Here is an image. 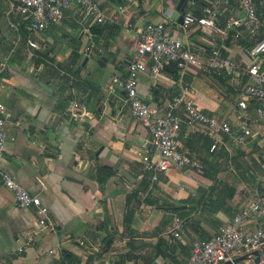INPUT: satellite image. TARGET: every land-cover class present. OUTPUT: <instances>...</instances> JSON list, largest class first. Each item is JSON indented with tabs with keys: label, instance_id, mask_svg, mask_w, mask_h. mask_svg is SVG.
<instances>
[{
	"label": "crops",
	"instance_id": "obj_1",
	"mask_svg": "<svg viewBox=\"0 0 264 264\" xmlns=\"http://www.w3.org/2000/svg\"><path fill=\"white\" fill-rule=\"evenodd\" d=\"M94 1L107 18L103 24L71 4L59 24L30 37L36 50L27 44L25 23L9 15L0 0V103L11 114L0 168L40 198L53 225L25 245L27 232L36 227L34 211L19 208L0 181V264H66L63 253L79 264H184L192 241L210 239L264 194V121L255 120V104L243 112L237 107L248 82L242 70L253 63L248 49L254 39L221 34L225 19L240 15L237 6L220 8L209 31L197 24L183 28L181 21L188 12L203 15L205 0H187L180 7V0ZM254 2L264 21V0ZM156 22L199 59L216 47L240 67L206 76L189 66L183 81L205 114L235 130L243 117L251 137L241 145L226 137L210 152L211 140L183 125L179 150L191 152L202 173L170 169L151 182L141 163L149 133L132 119L123 91L108 84L112 75L126 74L137 44L135 29ZM90 42L93 53L86 55ZM100 57L107 59L104 67ZM179 89L173 68L158 80L148 72L138 76V95L153 107L163 109ZM234 146H240V158L243 147L253 146L258 164L226 165L222 155L232 160ZM168 212L180 218L179 238L170 233Z\"/></svg>",
	"mask_w": 264,
	"mask_h": 264
},
{
	"label": "built area",
	"instance_id": "obj_2",
	"mask_svg": "<svg viewBox=\"0 0 264 264\" xmlns=\"http://www.w3.org/2000/svg\"><path fill=\"white\" fill-rule=\"evenodd\" d=\"M8 4V14L16 15L25 23L27 44L32 49H38L31 36L39 34L52 26L59 24L64 11L71 5L79 7L85 16H91L97 24L106 21L105 14L94 0H4ZM207 5L203 15L194 16L191 13L183 15L182 26L188 28L197 24L201 28L212 31L218 17L219 9L235 4L239 16H229L224 21L221 34L232 33L235 40L254 39L248 49V55L253 63L242 70V75L248 82L242 89L237 107L245 111L250 103L255 104L256 121H264V21L258 16L254 0H205ZM16 29L15 25H12ZM137 44L133 57L126 61L125 76L112 75L108 88H119L125 95L130 115L149 133V143L144 145V155L141 158L142 171L150 174L151 182H156L160 174L170 169H187L201 174L203 166L188 150H179L178 134L183 125L194 132L211 140L210 152L223 143L224 138H230L236 145L244 144L251 137V129L242 118H238L237 129L226 120L205 114L198 108L189 94V85L185 83L184 74L187 67L196 68L206 76L234 73L240 67L232 60L223 57L216 47L209 55L199 59L190 52L179 38L170 36L165 31L162 22L147 23L135 29ZM94 45L90 42L84 49L86 55L93 53ZM170 66L175 67L180 83L179 92L169 99L163 109L148 105L137 92L139 74L148 72L152 79L158 80ZM77 106L74 105V111ZM77 117L76 113L72 114ZM11 114L0 103V160L5 148V124ZM122 120V116L118 118ZM0 181L9 190L16 205L22 209H32L36 227L26 234L25 245L33 244L47 229L53 227L49 211L36 195L20 186L13 177L0 168ZM170 215V233L179 238L183 232L180 218L175 212ZM264 248V194L244 206L230 222L224 224L219 231L208 240L191 242L188 258L184 264H223L252 251ZM23 251V248H18ZM84 264H95L87 262ZM106 264V263H105ZM260 264H264V261Z\"/></svg>",
	"mask_w": 264,
	"mask_h": 264
},
{
	"label": "rangeland",
	"instance_id": "obj_3",
	"mask_svg": "<svg viewBox=\"0 0 264 264\" xmlns=\"http://www.w3.org/2000/svg\"><path fill=\"white\" fill-rule=\"evenodd\" d=\"M235 147H240V146H234L233 147V151L230 153L231 157H232V160H229V158H226L224 155H222V159H226V165H228V161H231V165H234V166H237V167H242V168H245V167H248V168H251V167H254V164H258V160H260V158L258 156L257 159H253L252 157V154H256V149H253V146H245L243 148L244 151H240L241 153L243 152V157L245 158H240V153H239V150H241V148H238V149H234ZM237 150V151H235ZM262 160V159H261Z\"/></svg>",
	"mask_w": 264,
	"mask_h": 264
},
{
	"label": "water",
	"instance_id": "obj_4",
	"mask_svg": "<svg viewBox=\"0 0 264 264\" xmlns=\"http://www.w3.org/2000/svg\"><path fill=\"white\" fill-rule=\"evenodd\" d=\"M187 0H180L179 1V7L182 6L183 3H186ZM183 20V16L181 17V21ZM97 37H92V42L96 45L97 44ZM107 59L105 57H100L98 60V65L100 67H104V63H106ZM86 62V60H85ZM243 261L249 262V264H260L264 261V248L252 251L248 254H245L243 256H240L238 258L233 259L231 262L227 261L223 264H239Z\"/></svg>",
	"mask_w": 264,
	"mask_h": 264
},
{
	"label": "trees",
	"instance_id": "obj_5",
	"mask_svg": "<svg viewBox=\"0 0 264 264\" xmlns=\"http://www.w3.org/2000/svg\"><path fill=\"white\" fill-rule=\"evenodd\" d=\"M25 32H26V30H25ZM92 32L95 33L96 31L93 30ZM169 68H173V71L175 72V70H174L175 67L174 66H170ZM169 68H167L166 70H168ZM62 257H63V260H66V264H79V260H75V259L71 260L72 256L70 254L63 253Z\"/></svg>",
	"mask_w": 264,
	"mask_h": 264
}]
</instances>
